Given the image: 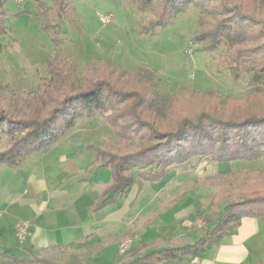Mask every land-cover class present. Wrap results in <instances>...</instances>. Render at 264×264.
Masks as SVG:
<instances>
[{
    "label": "rangeland",
    "instance_id": "1",
    "mask_svg": "<svg viewBox=\"0 0 264 264\" xmlns=\"http://www.w3.org/2000/svg\"><path fill=\"white\" fill-rule=\"evenodd\" d=\"M38 1L51 4L50 0H3L1 6L0 107L13 117L28 118L37 106L45 109L56 105L67 90H79L103 71L116 86H147L153 91L156 99L150 108L159 118L183 110L187 96L193 108L197 104L206 108L211 103L228 106L225 103L232 96L242 100L244 110L255 112L264 107V78L255 80L249 73L238 80L231 78L223 43L213 50H204L198 43L191 54L184 52L200 27L201 15L193 3L169 24L147 32L143 26L153 12L149 7L140 11L134 0H68L62 18L53 22L58 28L57 41H53L51 30L43 27L47 17L39 12ZM99 15H110L111 21L103 24ZM48 60L62 70L52 79L47 72ZM258 89L261 92H256ZM6 144L2 138L0 149ZM96 147L119 155L132 152L136 145L117 136L99 117H79L59 141L41 154L64 155L70 161L68 167H63L65 170L79 168L89 177L95 173L98 161ZM180 171L184 172L181 176ZM181 179L191 189L185 198H190L198 211L201 209L198 227L203 229L205 220L218 212L215 201L238 198L246 186L247 190H264V156L252 162L193 160L171 169L160 180L145 183L139 194L141 203L149 205L145 212L159 211L156 192ZM194 233L192 230L191 235ZM128 234L134 239L132 233H125L119 240ZM263 258L261 252L257 259Z\"/></svg>",
    "mask_w": 264,
    "mask_h": 264
},
{
    "label": "trees",
    "instance_id": "2",
    "mask_svg": "<svg viewBox=\"0 0 264 264\" xmlns=\"http://www.w3.org/2000/svg\"><path fill=\"white\" fill-rule=\"evenodd\" d=\"M50 2L38 1L37 5L47 17L43 27L51 30L53 41H57V23L53 22L62 18L69 2ZM189 3L201 15L193 39L200 47L213 50L223 43L225 63L235 80L247 73L255 80L264 78V0H134L140 11L149 7L153 12L143 26L147 32L169 24ZM46 64L50 79L60 75L62 70L51 60ZM64 77L69 78L67 74ZM155 99V93L147 86L141 89L116 86L103 71L79 90H67L56 105L45 109L37 106L28 118L13 117L0 107V140H7L0 149V165L16 166L29 154L48 149L79 117H99L117 136L136 145L132 152L119 155L102 147L94 148L99 165L111 171L112 194L100 204L115 195L128 194L135 183L157 181L169 169L193 160L252 162L264 156V107L255 112L244 110L242 100L232 96L225 103L228 106L211 103L206 108H199L198 104L193 108L187 96L183 110L159 118L150 108ZM247 188L238 193V198L214 202L218 212L205 220L207 227L192 244L161 249L127 264L173 258L181 252L193 258L204 250L207 242L227 234L228 224H236L247 216L264 217V190ZM252 264H264V258Z\"/></svg>",
    "mask_w": 264,
    "mask_h": 264
},
{
    "label": "crops",
    "instance_id": "3",
    "mask_svg": "<svg viewBox=\"0 0 264 264\" xmlns=\"http://www.w3.org/2000/svg\"><path fill=\"white\" fill-rule=\"evenodd\" d=\"M46 150L29 154L16 166L0 165V264H127L161 249L192 244L207 227H198L201 209L185 198L190 187L182 179L167 184L164 194L156 192L157 212H145L149 205L139 200L145 183L152 181L135 183L128 194L100 204L112 194L110 169L96 170L97 161L95 173L85 177L79 168H63L70 165L66 156L42 155ZM20 221L29 230L22 243L15 236ZM125 233L134 239L120 254L117 243ZM263 250L264 217L247 216L207 242L197 263L181 252L141 264H252Z\"/></svg>",
    "mask_w": 264,
    "mask_h": 264
},
{
    "label": "built area",
    "instance_id": "4",
    "mask_svg": "<svg viewBox=\"0 0 264 264\" xmlns=\"http://www.w3.org/2000/svg\"><path fill=\"white\" fill-rule=\"evenodd\" d=\"M99 19L101 23L107 24L111 21V16L110 15H99ZM197 47H198V42L193 39H190L187 42V46L185 47L184 52L186 54H191L193 50L197 49ZM28 234H29L28 223L26 221H20L15 231V236H16L17 241L19 243H22ZM132 241L133 239L131 235L128 234V235L123 236L119 240L118 252L120 254H125L130 248ZM197 262H198V257L197 256L193 257L192 263H197Z\"/></svg>",
    "mask_w": 264,
    "mask_h": 264
}]
</instances>
